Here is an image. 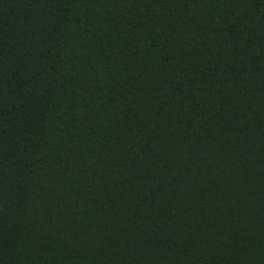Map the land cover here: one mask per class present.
<instances>
[{
  "label": "trees",
  "instance_id": "obj_1",
  "mask_svg": "<svg viewBox=\"0 0 264 264\" xmlns=\"http://www.w3.org/2000/svg\"><path fill=\"white\" fill-rule=\"evenodd\" d=\"M0 264H264V0H0Z\"/></svg>",
  "mask_w": 264,
  "mask_h": 264
}]
</instances>
